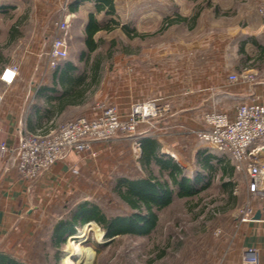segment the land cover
<instances>
[{
	"label": "crops",
	"instance_id": "1",
	"mask_svg": "<svg viewBox=\"0 0 264 264\" xmlns=\"http://www.w3.org/2000/svg\"><path fill=\"white\" fill-rule=\"evenodd\" d=\"M48 2H53L51 10L59 18L66 14V11H61V7L67 2L68 24L72 30L70 34L77 33V38L81 37L83 42L79 56L87 53L85 38L91 18L109 27L101 28L93 34L92 39L96 43L93 51L103 41L101 32H110L118 27L115 24L109 25L116 7L114 2L112 8L99 0ZM143 3L145 7H136L131 15L129 34L131 39L146 40L155 25L162 23L160 32L164 43L161 53H153L150 49L141 50L140 53L138 50L133 53H118V63L113 67V73L106 69L101 80L97 77L98 89L100 101L113 104L123 116L128 115L133 106L149 101H153L159 108V115L138 123L133 135L116 134L106 141L96 143L95 157L68 151L62 159L39 175L33 184L34 196L26 181L17 173L11 154L0 151V254L25 263L22 256L27 243L35 237L36 224L42 221L41 213L46 208L45 203L62 202L65 199L62 196L63 191L68 192L74 183L84 182L91 174L96 178H105L112 171H116L134 179L138 177L133 176L145 177L151 171L152 174L157 172L159 176V166L151 162L147 167L141 159V143L148 139L154 142L158 153L171 157L182 168L189 159L196 157L200 162L203 156L209 154L224 157L232 167L231 174L236 170L231 159L224 153H206L207 146L190 131L204 128V115L212 110L224 111L232 116L239 103L251 102L256 98L264 103V37L261 16L257 10L254 13L249 8L235 11L225 19H219L218 14L212 13L205 27L198 7L182 9L178 5L171 12L167 6L155 13L149 7L148 1ZM195 12L197 15L193 20ZM176 17H184L186 20H174ZM167 18L173 22L167 25ZM175 26L180 28L177 33ZM204 27L205 38L209 40L208 50L202 34ZM190 32L192 36L186 39L185 35H190ZM39 38L36 35L21 50L4 54L0 60L2 67L10 56L18 59V74L14 81L10 84L1 81L0 84V142L4 141L9 146L17 144L21 128L34 131L48 123L51 116L57 115L70 105L79 104L84 95L82 89L75 93L73 88L76 85L67 83L66 80L72 81L75 78L72 73L75 63L69 59L58 63L54 68L50 67L48 45L44 46ZM107 56L111 57V53H107ZM127 57L129 63L123 64L121 59ZM100 65L101 61H97L96 66ZM62 73L67 76L66 81L60 79ZM240 73H249L252 79H228V75ZM91 112L87 108L82 115H89ZM210 161L209 163H216V159ZM200 165L202 166L201 162ZM159 178L161 179L160 176ZM165 180L173 189L170 179L167 177ZM198 182L200 180L194 182V188ZM209 182V178L203 181L201 188ZM196 189L198 192L199 189ZM173 194L174 190L170 198ZM246 194L245 182L242 204ZM165 198L162 197L161 200ZM84 202L89 201L78 204ZM257 211L260 213L258 219L240 222L241 233L235 253L222 263H239L243 251L252 247L256 250L259 263L264 264L263 200H255V212ZM89 221L94 220L88 219L81 225ZM77 226L65 237H70L72 241L73 235L83 228L82 226L76 231ZM88 235L87 232L84 238L78 239L82 246L80 243L76 246L87 248L88 243L87 247L83 243ZM102 235L104 236V231ZM65 248L67 250V244ZM65 253L61 258L62 263L67 256ZM85 254L86 252L83 255Z\"/></svg>",
	"mask_w": 264,
	"mask_h": 264
},
{
	"label": "rangeland",
	"instance_id": "2",
	"mask_svg": "<svg viewBox=\"0 0 264 264\" xmlns=\"http://www.w3.org/2000/svg\"><path fill=\"white\" fill-rule=\"evenodd\" d=\"M48 1L51 0H0V5L4 6V9L7 8V10L0 11V54L8 55L21 50L36 35H39V40L49 48L53 34V22L59 19V16H56V12L51 10L53 2ZM146 1L149 2V7L155 13L167 6L171 12L176 10L178 5L182 9H188L190 6L198 7L205 27L212 13L218 14L219 19H225L242 8H249L254 13L256 10L258 12L259 8H264V0L114 1L116 7L109 25L116 22L118 27L110 32H101L100 35L104 38L95 51L87 50V53L79 56L83 42L81 37L77 38V33L70 34L72 30L68 26L67 56L58 63L69 59L75 63L72 73L75 76L81 74L82 77L78 84H74L77 89H73L75 93L78 89L84 90V95L79 104L70 105L58 112L57 115L51 116V119H48L50 120L48 124L57 125L62 121L82 116L83 111L87 108L92 110L97 103H104L100 101L97 77L99 76L101 80L106 69L109 73H113V67L118 63V60L116 61L118 53H133L135 50L140 53L145 49H150L153 53H161L164 43L162 32H160L162 23L155 25L152 34L146 40L131 39L130 34H125L120 28L122 24L131 27V15L136 11V7L144 8L143 2ZM261 18L263 26V17L261 16ZM12 25H14L13 28H11ZM205 27L202 28L204 38L206 36ZM10 29H13L12 34L9 32ZM175 29L177 33L180 28L175 26ZM11 35H14L15 38L9 40ZM188 35H185L186 39L190 38L192 33L190 32ZM204 40L206 41L204 45L208 50L209 40L206 38ZM107 53H111V57H108ZM97 61H101V65L94 68V63ZM121 61L123 64H128L129 58H122ZM23 129L21 128L20 133ZM205 150L206 153L220 155L210 147ZM221 166L222 164H218L214 171H209L200 165L196 157L189 159L186 166L183 167L182 175L191 180L196 175H203L198 179L200 180L196 186L199 189L198 192L184 197L173 194L165 206L155 209L157 223L155 228L148 233H125L105 239V236L102 235L103 229L96 223L101 231V236L107 243L101 247L95 264H225L222 261L230 257L233 252L235 253L239 242L241 228L237 213L242 206L241 199L245 192V182L242 172L233 170L231 175H226L222 173ZM88 177L82 183H74L68 192L63 191L62 196L65 199L62 202L44 204L46 208H43L44 212L41 213L42 221L36 224L35 237L33 236L32 241L27 243V248L22 256V261L25 264H64L61 258L70 237H65L63 242L55 246L51 238L52 227L59 219L68 217L70 210L81 201L87 200L98 205L107 216L126 215L131 212L132 209L121 200L115 190L117 179L127 177L125 174L112 171L105 178L100 176L96 178L92 174ZM160 177L164 179L167 178V175H160ZM208 178L210 180L208 185L201 188L202 182ZM22 179L26 181L30 193L34 196L33 184L38 180V177L32 180ZM80 227L82 225L77 226L76 231ZM95 237V233L91 231L88 241L92 243ZM72 242L74 246L80 243L77 238L72 239ZM67 247L70 246L67 245ZM69 259L71 264H75L74 256Z\"/></svg>",
	"mask_w": 264,
	"mask_h": 264
},
{
	"label": "built area",
	"instance_id": "3",
	"mask_svg": "<svg viewBox=\"0 0 264 264\" xmlns=\"http://www.w3.org/2000/svg\"><path fill=\"white\" fill-rule=\"evenodd\" d=\"M116 0H113V2ZM53 22V34L47 51L48 64L56 67L67 56L68 13ZM263 17L264 8L258 9ZM264 37V35H263ZM18 74V59L10 56L0 68V81L10 84ZM228 79L249 81V73L230 74ZM2 94H0V101ZM159 108L153 101L133 106L123 116L114 105L97 103L91 114L82 115L57 125L44 124L34 131L23 130L17 144L9 146L0 142V151L9 153L17 173L24 179H35L68 151L95 156L94 145L116 133L133 135L137 125L148 117L158 116ZM205 127L191 129V133L207 147L227 155L237 171L244 175L247 185L246 198L237 213L240 222L253 220L255 200L264 201V103L257 98L239 103L231 116L224 111L212 110L204 115ZM261 264L256 250L245 249L239 263Z\"/></svg>",
	"mask_w": 264,
	"mask_h": 264
},
{
	"label": "trees",
	"instance_id": "4",
	"mask_svg": "<svg viewBox=\"0 0 264 264\" xmlns=\"http://www.w3.org/2000/svg\"><path fill=\"white\" fill-rule=\"evenodd\" d=\"M104 4H107L109 8L113 7V0H99ZM5 7L0 5V11L7 10ZM197 15L195 12L192 19L194 20ZM186 20L184 17H176L174 20ZM173 22L172 19H165V23L168 25ZM118 26V23H114ZM14 25L11 26L13 28ZM108 29L106 25H101L96 22L94 19H90L87 25V32L85 38V45L87 50L93 51L96 47V43L93 41V34L101 29ZM120 28L126 33H130V28L126 25H120ZM13 29H10L9 32L13 33ZM14 35H11L9 40L14 39ZM2 54H0V60ZM65 64H68L65 62ZM97 62L94 63V68L96 67ZM67 72V71H66ZM65 72V73H66ZM62 73L60 79L66 81L67 83L71 82L72 85L79 83L81 81V74H77L75 78L68 80L67 77ZM153 141L148 139L145 142L141 143L142 146V162L147 167L151 162L159 166V176H164L165 174L170 179L173 189L164 179H160L159 176L150 173L145 177L138 178H127L121 177L117 179L115 190L119 195L122 201H124L132 210L129 214L126 215H116V216H107L98 205L91 202H84L78 204L74 207L68 217L61 218L52 227L51 238L55 246L60 242H63L65 236L71 233L77 225H81L88 219H93L96 221L104 231L105 237H111L118 234H145L153 230L157 223V214L155 209H161L165 206L172 194L173 190L175 191L176 196H191L197 192V189L194 188V182L198 181L202 175L194 177L192 180L188 177L182 175L183 168L179 166L171 157L162 155L158 153L153 145ZM210 156V157H209ZM202 157V156H201ZM211 159H216V163L212 164ZM225 158L222 156H212L205 155L201 159V164L209 171H214L218 164H222L223 174H231L232 167L228 164V161H224ZM216 165V166H215ZM162 197H166L164 200H161ZM83 228L78 231L73 238L82 239L87 235V232L90 234L91 231L95 233V240L90 243L88 238L85 240L83 245L87 248H81L74 246L71 239L68 240L65 255L69 256L72 259V256L75 257V264H95L96 257L101 251V247L107 243V241L101 236V231L97 224L93 221H89L82 225ZM86 243L88 245L86 246ZM85 250V251H84ZM84 252H86L85 255ZM0 264H25L17 261L16 259L0 254Z\"/></svg>",
	"mask_w": 264,
	"mask_h": 264
},
{
	"label": "bare ground",
	"instance_id": "5",
	"mask_svg": "<svg viewBox=\"0 0 264 264\" xmlns=\"http://www.w3.org/2000/svg\"><path fill=\"white\" fill-rule=\"evenodd\" d=\"M63 263L64 264H71V260L69 259L68 256H65L64 259H63Z\"/></svg>",
	"mask_w": 264,
	"mask_h": 264
},
{
	"label": "water",
	"instance_id": "6",
	"mask_svg": "<svg viewBox=\"0 0 264 264\" xmlns=\"http://www.w3.org/2000/svg\"><path fill=\"white\" fill-rule=\"evenodd\" d=\"M259 216H260V213H259V211H257V212L254 213L253 218H254V219H258ZM65 251H66V250H65Z\"/></svg>",
	"mask_w": 264,
	"mask_h": 264
}]
</instances>
